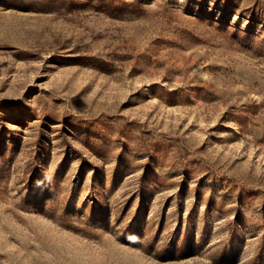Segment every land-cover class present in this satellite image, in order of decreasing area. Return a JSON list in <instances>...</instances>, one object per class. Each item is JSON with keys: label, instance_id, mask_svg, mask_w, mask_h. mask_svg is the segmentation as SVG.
Returning a JSON list of instances; mask_svg holds the SVG:
<instances>
[{"label": "rangeland", "instance_id": "374dc122", "mask_svg": "<svg viewBox=\"0 0 264 264\" xmlns=\"http://www.w3.org/2000/svg\"><path fill=\"white\" fill-rule=\"evenodd\" d=\"M0 264H264V0H0Z\"/></svg>", "mask_w": 264, "mask_h": 264}]
</instances>
